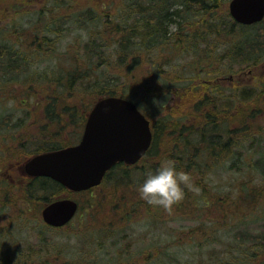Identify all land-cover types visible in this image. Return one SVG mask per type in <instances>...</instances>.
Here are the masks:
<instances>
[{
  "label": "rangeland",
  "instance_id": "1",
  "mask_svg": "<svg viewBox=\"0 0 264 264\" xmlns=\"http://www.w3.org/2000/svg\"><path fill=\"white\" fill-rule=\"evenodd\" d=\"M131 1L0 0V47L13 50V57L22 65L17 75L7 74L5 79H0V179L12 180L13 175L21 183L23 178H28L24 165L33 157L30 153L38 145L78 143L85 121L79 129L73 122L85 113L91 97L82 86L80 94L69 100L70 87L61 93L63 86L53 80V73L67 70L68 64H73V57L83 50L88 33L94 29L95 23L90 25L87 20L80 25L76 16L79 12L92 7L102 16L97 22H106L118 7ZM229 1L224 0L221 9L216 10L217 22L226 19L225 13L229 15ZM191 22L194 23L193 19ZM260 23L257 29L248 31L250 38L262 40V44L254 47L256 54L253 53L250 64L237 65L230 59L232 52L227 44L242 37V30L232 27L233 35L225 31L218 36L213 33L208 38L205 34L204 40L186 42L181 52L173 48L166 51L165 55L173 58L172 63L159 58L152 67V56H145L140 68V83H149L144 86L146 91L149 93L155 84L164 87L165 93L171 91L168 97L173 95V99L168 104L175 111H184L194 103L192 91L189 95L177 93L188 87L186 81L196 83L191 77L196 75L193 72L198 69L199 60L204 68L202 77L208 71L217 72L213 77L219 82L218 103L225 106L219 105L221 110L231 109L232 103L247 96L245 90L258 95L262 92L258 101H250L253 104L250 117L242 120L248 123L246 126L250 130V137L241 150L242 157H247L252 165L259 156L255 153L260 148L257 142L260 137L264 139V20ZM106 25L107 28L114 26L107 22ZM55 28L58 33H53ZM169 29L173 32L175 27ZM192 29L196 34L204 32L199 25H193ZM43 36L50 40L44 41ZM40 39L41 52L29 48L33 44L37 46ZM114 49L117 46L110 43L108 53ZM88 59L95 61L97 57L91 52ZM82 69L88 70V60L82 62ZM175 75L189 80L181 82ZM230 76L231 82L227 81ZM174 87L181 88L175 95ZM56 92L63 97L53 109L55 114L64 117L58 119L56 115L51 120L46 108L48 97ZM139 92L141 98L146 97L143 89ZM151 92L148 95L153 94L148 99L150 103H164L159 98L162 94L156 92L154 96ZM68 105L76 106L74 116L62 113V108ZM234 117L238 118V114ZM1 119L7 125L1 123ZM240 127V122L232 126L233 129ZM168 156L169 149H166L162 155L152 157L155 162L149 158L141 161L138 170L130 169L125 181H118L121 173L116 172L88 193L61 195L76 200L79 205L75 217L62 228L43 224L44 201L28 202L17 190L21 185L15 189L9 185L2 189L5 185H0L3 243L10 240L9 243L35 251L37 264H264V243L256 246L250 237L256 235L264 222V202H255V196L247 203L241 198L237 201L242 207L235 209L232 204H228V208L214 201L218 196L234 199L242 182L249 183L250 187L255 185V190L263 188L264 193V181L257 170L251 172L250 179L241 171L219 170L209 181L205 180L202 192L199 187H193L197 176L188 171L192 182L186 189L192 193V203L178 202L165 209L143 200L138 194V185L143 182L144 173L154 170L152 167L156 169L157 163L160 166Z\"/></svg>",
  "mask_w": 264,
  "mask_h": 264
},
{
  "label": "trees",
  "instance_id": "2",
  "mask_svg": "<svg viewBox=\"0 0 264 264\" xmlns=\"http://www.w3.org/2000/svg\"><path fill=\"white\" fill-rule=\"evenodd\" d=\"M223 2L224 0H132L129 4L118 7L116 9L118 14L116 12L110 14L111 20L106 22L109 25L114 24L113 28L110 26L105 27L106 22H97L102 16L92 7L79 12L76 16L80 25L83 26L85 23L83 20H87L90 25L95 23L94 29L88 33V40L83 50L77 52L73 57V64H68L69 69L53 73V80L63 86L61 93L70 87L67 92L69 100L80 94L78 92H81L82 86H85L87 96L91 97L85 113L74 119L73 123H77L78 129L86 120L92 106L99 99L109 96L125 98L132 101L152 121L153 141L141 161L148 158L154 161L153 156L162 155L166 149H169L167 159H174L178 169L194 173L197 176L195 186L199 187L200 190L203 184L206 185L205 180L209 181L219 170L233 169L236 172L241 171L243 175H248L249 179L251 172L257 170L260 179L264 181V139L260 137L257 142L260 148L255 153L259 156L253 165L248 163L247 157H242L241 152L244 149V142L250 137V130L246 126L248 123H244L245 121L242 120L246 116L250 117V108L253 106L250 101H258L262 92L258 95L257 93L250 94V91L248 93L245 90L247 96L244 95V97L238 99V102L232 103V106L230 105L231 109L227 107L228 110H221L219 105L221 107L225 106L223 103H218L219 82H217L215 76L213 77V74H217V72L208 71L202 77L204 68L201 66V60L196 63L198 69L193 72L196 75L191 77L197 84H190V81H186L187 88L174 87V95L179 91L178 89L181 90L177 95H181L182 92L189 95V91L195 94L194 103L184 111L172 110L173 108L168 103L172 102L173 95L168 97L171 91L165 93L164 87H160L159 84H155L151 90L152 92L149 91V93H154V96H157L156 92L162 94L159 98H162L164 103H160V105L150 103L148 99L153 94L148 96L149 93L144 88L149 83H140V73L142 72L140 68L143 66L145 56L147 58L149 55L152 56L150 61L152 67L156 66L154 62L159 58L172 63L173 58L170 57L169 59L165 55L166 51L173 48L181 52L186 42L204 40L205 34H208V38L213 33L218 36V33L225 31L233 35L232 27L241 29L242 37H240V40L227 44L230 45L229 52H232L230 59L232 63L237 65L250 64V58L253 57V53L256 54L254 47L258 43L262 44V40L257 41L255 37L250 38V34H248L250 26L235 23L227 13H225L226 19L224 21L221 19L217 22L215 12L221 9ZM192 19L194 23L191 22ZM112 20L114 21L112 22ZM193 25L203 27L204 32L196 34V31L192 29ZM170 26L175 27L173 32L170 31ZM53 33H58L57 28ZM42 39L44 41L50 40L46 36H43ZM42 39L37 42V46L33 44L29 48L41 52ZM258 40H260V35ZM110 43L115 44L117 49L108 53ZM91 52L97 57L95 61L88 59ZM151 52L153 54H150ZM12 53H14L13 50L0 47V79H5L7 74L17 75L19 73L22 65L17 62ZM247 59L249 60L247 61ZM86 60H88L87 71L82 69V62ZM208 67L211 68L210 63ZM180 76L175 75L181 82L188 79L187 77L180 78ZM192 84L194 85L191 86ZM262 88L264 90V86ZM142 89L147 94L143 98H141V92H139ZM62 97L60 92L48 97L49 102L46 110L51 120L55 119L56 115L58 119L64 117V115L55 114L56 112L53 109V106ZM75 110L76 106L71 107L68 105L62 108V113L74 116ZM160 114L163 115L153 119ZM236 114H238V118L235 119ZM236 122H240L241 127L233 129L232 126ZM1 123L7 125V122L2 119ZM17 141L21 142L22 140ZM67 146H70V144L46 143L35 147L30 154L35 156ZM138 168L139 165L126 166L123 163H117L106 173L103 181H108L112 174L116 172L121 173V178L118 181H125L130 176V169L138 170ZM152 169H155V167H152ZM11 176L12 180L0 179V185H5L2 189H7L8 185L14 189L21 185L17 190L27 198L28 202L44 201V204L47 205L62 197L63 194L71 195L64 187L48 178L28 177L23 178L20 183L13 175ZM184 190L186 194L180 204L185 202L191 204L192 193L186 189V186ZM238 190L239 192L234 199L229 196H218L214 198V201H219L225 207L232 204L235 209L242 207L241 203L237 201L241 198H245L247 203V201H250V197L255 196L257 198L255 202H264L262 199L264 198L263 188L255 190V185L250 187L249 183L242 182ZM209 198L211 197L209 196ZM246 219L250 221V219ZM1 236L0 232V264H37V253L35 251L25 250L14 244V242L9 243L10 240L3 243L4 240L1 239ZM250 237L256 246L264 243V222L256 235ZM252 256H254V253Z\"/></svg>",
  "mask_w": 264,
  "mask_h": 264
},
{
  "label": "water",
  "instance_id": "3",
  "mask_svg": "<svg viewBox=\"0 0 264 264\" xmlns=\"http://www.w3.org/2000/svg\"><path fill=\"white\" fill-rule=\"evenodd\" d=\"M229 15L240 25H251L264 17V0H230ZM150 123L136 105L121 97L98 100L86 119L78 144L42 153L24 165L29 177H44L78 193L98 186L117 163L135 164L149 149ZM77 203L57 199L41 210L49 227L61 228L75 216Z\"/></svg>",
  "mask_w": 264,
  "mask_h": 264
},
{
  "label": "clouds",
  "instance_id": "4",
  "mask_svg": "<svg viewBox=\"0 0 264 264\" xmlns=\"http://www.w3.org/2000/svg\"><path fill=\"white\" fill-rule=\"evenodd\" d=\"M191 182V174L178 169L174 159H168L156 169L144 173L138 194L150 205L170 209L184 199L185 186Z\"/></svg>",
  "mask_w": 264,
  "mask_h": 264
},
{
  "label": "flooded vegetation",
  "instance_id": "5",
  "mask_svg": "<svg viewBox=\"0 0 264 264\" xmlns=\"http://www.w3.org/2000/svg\"><path fill=\"white\" fill-rule=\"evenodd\" d=\"M263 20H264V17H263V19L260 20L259 22H256V23H254V24H251V25H250V30H251V29H257V28H256V25L261 24L260 22H262ZM258 23H259V24H258ZM263 42H264V41H263ZM248 75H250V71H249V74H248ZM232 79H233V78L230 76L227 80L231 82ZM146 118H148V117H146ZM148 120H149V119H148ZM149 122H150V129H151V133H152V141H153V127H152V124H151V121H150V120H149ZM151 144H152V142H151ZM151 144H150V146H151ZM145 154H146V153H145ZM144 156H145V155H144ZM144 156H143V157H144ZM143 157H142V158H143ZM142 158H140V159H139L135 164H133V165H126L125 163H123V164L126 165V166H137L138 163L141 162V159H142ZM114 166H115V165H114ZM114 166H113V167H114ZM109 171H110V170H109ZM106 173H107V172H106ZM105 175H106V174H105ZM105 175H104V177H105ZM28 177H29V176H28ZM104 177H103L101 183L103 182ZM31 178H35V177H31ZM50 180H51V179H50ZM52 181H53V180H52ZM54 182H55V181H54ZM101 183H100V184H101ZM100 184H99V185H100ZM59 185H60V184H59ZM99 185H98V186H99ZM94 188H95V187H94ZM94 188H92V189H94ZM92 189H90V190H92ZM90 190H88V191H90ZM70 193H71V192H70ZM80 193H83V192H80ZM71 194H72V193H71ZM61 198H62V197H59V198H57V199H61ZM57 199H55V200H57ZM69 199H72V198H69ZM72 200H74V199H72ZM74 201H75V202L77 203V205H78V202H77L76 200H74ZM44 206H45V205H44ZM43 208H44V207H43ZM43 208H42V209H43ZM78 210H79V205H78L77 212H78ZM77 212H76V214H77ZM76 214H75V215H76ZM74 217H75V216H74ZM74 217H73V218H74ZM50 228H51V227H50Z\"/></svg>",
  "mask_w": 264,
  "mask_h": 264
}]
</instances>
